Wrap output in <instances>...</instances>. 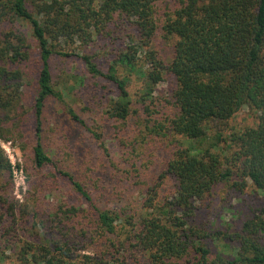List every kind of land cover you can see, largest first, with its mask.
<instances>
[{
  "label": "trees",
  "instance_id": "16d2710c",
  "mask_svg": "<svg viewBox=\"0 0 264 264\" xmlns=\"http://www.w3.org/2000/svg\"><path fill=\"white\" fill-rule=\"evenodd\" d=\"M159 32L173 45L168 61L155 48ZM94 46L118 49L107 71L90 52ZM57 55L80 57L93 80L102 77L116 85V93L101 96L96 83L86 82L89 100L106 97L103 114L117 122L121 142H126L129 121L141 116L137 104L148 116L144 123L138 121L137 139L154 135L176 142L161 181L148 187L138 209L99 206L84 179L60 168L46 150L47 103L64 99L53 80ZM121 68L125 73H119ZM29 73L36 77V92L31 109H25ZM133 74L142 81L137 101L128 89L136 79ZM163 81L169 84L173 110L154 117L151 105L157 106L154 94ZM91 106L93 112L96 107ZM246 106L259 112L255 126L226 138L216 132V141L203 146L213 125L226 124ZM67 112L108 156L106 139L113 127H89L72 106ZM26 124L34 135L35 167L56 168L51 176L68 180L89 208L72 204L56 213H94L102 248L94 255L76 254L67 242L56 243L54 249L26 243L19 252L23 264H264V0H0V140L24 143ZM12 172L0 144L4 236L13 231L4 223L6 214L16 213V201L2 191V180H10ZM165 179L174 186L169 200L161 195ZM229 182L240 190L251 182L263 197V206L246 219L239 245L231 252L212 246L221 232L211 238L204 227L193 224L201 204Z\"/></svg>",
  "mask_w": 264,
  "mask_h": 264
},
{
  "label": "rangeland",
  "instance_id": "374dc122",
  "mask_svg": "<svg viewBox=\"0 0 264 264\" xmlns=\"http://www.w3.org/2000/svg\"><path fill=\"white\" fill-rule=\"evenodd\" d=\"M162 4L163 2L160 7L165 8L166 5ZM155 48L166 61L170 59L173 45L166 42L160 32L155 38ZM90 52L96 56L100 68L107 71L108 60L117 56L118 49L94 46ZM121 72L125 73L122 68L119 73ZM52 73L53 80L64 94V99H50L47 103L43 127L46 150L60 168L84 179L86 188L93 194L99 206L113 208L125 204L133 210L138 209L148 187L161 181L158 180L159 175L164 170L169 153L175 149L176 142L173 138H170L173 139L171 141L164 136L154 135L148 136L144 141L137 139L139 123L148 119L139 104L136 108L141 116L137 121H134V118L129 121V126L123 133L126 142H121L117 136L121 132L117 133L114 129L117 122L108 120L103 114L107 108L106 97L95 103L88 99L91 91L89 84L96 83L101 96H108L110 92L116 93V85L102 77L93 80L87 74L86 65L80 57L57 55ZM133 78L136 79L129 84L128 89L134 101H137L142 81L135 74ZM35 79L36 77L29 73L31 85H27L25 89V109H31L34 101ZM154 95L158 101L156 100V107L151 105L152 109H155L153 116L170 114L173 110V100L168 82L160 83ZM91 104V107H96L93 112ZM68 106H72L89 127H113L112 134L106 139L108 156L98 142L92 141L90 132L79 127L71 119L67 112ZM95 110L97 114H94ZM258 116L259 112L256 110L244 107L226 124L213 125L214 129L209 131L210 135L203 146L216 141V132L226 138L233 131L255 126ZM25 127L27 138L24 143L19 140H0L13 169L10 180L6 179L7 176L2 180V184L6 185L2 191L16 201L15 215L7 213L4 221L13 231L5 236L0 232V264H23L19 252L26 243L31 242L45 244L53 249L56 248V243L67 242L74 247L76 254L94 255L95 250L102 248V245L98 244L99 233L92 218L94 213H74L70 217L63 212L56 213L60 209L71 207L72 204L81 208L88 207L68 180H56L51 176L50 172L56 168L50 165L42 169L35 167L34 135L31 126L29 128L26 124ZM22 143L25 149L21 148ZM220 144L225 145V142ZM14 169L17 170L16 175ZM173 189V182L165 179L161 188L163 199H171ZM262 206V194L251 182L243 190L233 187L231 182L223 183L215 189L214 195L205 204H201L193 224L204 227L206 233L211 234V238L213 233L221 232L220 238L211 242L212 246L231 252L239 245L240 240L237 237L246 219L258 213ZM122 237L125 238L124 233ZM86 246L92 249L85 248Z\"/></svg>",
  "mask_w": 264,
  "mask_h": 264
},
{
  "label": "built area",
  "instance_id": "2783aa9c",
  "mask_svg": "<svg viewBox=\"0 0 264 264\" xmlns=\"http://www.w3.org/2000/svg\"><path fill=\"white\" fill-rule=\"evenodd\" d=\"M16 172H17V170H16V169H14V173H15V175L17 174ZM22 179H23V178H22Z\"/></svg>",
  "mask_w": 264,
  "mask_h": 264
}]
</instances>
